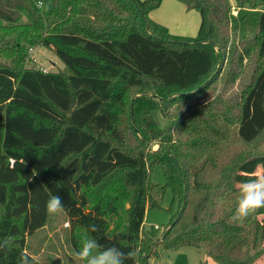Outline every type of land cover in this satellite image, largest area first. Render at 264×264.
Segmentation results:
<instances>
[{"label":"trees","instance_id":"obj_1","mask_svg":"<svg viewBox=\"0 0 264 264\" xmlns=\"http://www.w3.org/2000/svg\"><path fill=\"white\" fill-rule=\"evenodd\" d=\"M163 1L0 0V56L12 62L0 60V239L15 238L0 264L32 256L27 239L48 222L49 193L62 197L73 237L82 230L103 248L133 252L126 264L182 247L217 264L261 263L264 208L242 223L229 218L237 185L264 171V150L255 152L264 136V0H178L200 15L196 37L150 17ZM36 46L64 68H25ZM252 56L261 63L235 101L210 97L225 75L220 62ZM141 88L150 94L134 101L143 122L132 148L119 115L128 91ZM173 102L195 108L163 129L160 115L169 118ZM234 140L253 152L234 151ZM154 165L164 184L151 183ZM168 188L177 208L159 236L143 226L148 209L160 207L154 193Z\"/></svg>","mask_w":264,"mask_h":264},{"label":"rangeland","instance_id":"obj_2","mask_svg":"<svg viewBox=\"0 0 264 264\" xmlns=\"http://www.w3.org/2000/svg\"><path fill=\"white\" fill-rule=\"evenodd\" d=\"M180 5H182V3L178 0H164L161 7L150 13V17L159 25L169 29L171 34L196 37L201 24L200 15L197 11H188L185 7V11H182ZM251 50L254 52L253 56H255L256 49L251 46ZM252 57L246 60L243 65H239L232 60L227 62L225 66L220 62L221 65L219 67H221V69L225 68V75L221 76L217 84L211 89L210 97L213 98L217 93L221 92L225 95L227 101L228 99L235 101L242 91V85L245 80L250 79L253 70L261 63V60H258L257 56ZM0 60L12 64L11 60H7L6 57L2 55L0 56ZM25 63V68H41L45 71L57 72L64 68V64L54 51L42 46L33 47L32 50L29 51ZM227 74H230L231 79L233 76V80L235 81H232ZM146 93L147 89L145 88L131 89L128 91L126 95V104L123 106L119 115V127L127 137L128 147L138 148V142L135 139V130H138V125L143 122V118H139L140 116L136 113L134 101ZM203 100L204 99H202V102ZM201 103L198 104L200 105ZM170 104L171 105L168 106L170 117L164 118L160 115L161 127L163 129L174 126L173 122L179 115L185 117L190 109L195 108L194 104L190 106V103L175 104L173 102ZM136 135L140 137L139 133ZM231 146H233L234 151L239 150L241 152L247 149L249 152H253L254 150V146H247L246 148L237 140H234ZM159 148L160 145L157 144L152 147V150L157 151ZM260 149L264 150V136L261 140V144H256L255 152ZM150 172L151 183H165L164 171L160 165H154L152 168H149V173ZM151 199L154 201L158 200L160 207L148 209L143 229L150 231L158 226L159 228L156 231L159 236H162L167 226L174 220V213L177 208L176 203L173 201V194L170 188L166 190L162 198H159L157 192H155ZM125 201L124 210L129 208L128 199ZM260 217L264 218V214ZM84 234V231L78 230L73 237L68 217L64 213L49 215L46 225L36 231L34 235L28 237L26 249L32 256L37 257L42 262L48 263L52 259L60 258L63 264H78L73 258L74 251H78L75 248V241L79 243L80 248ZM260 261L261 263L259 264H264V256H262ZM149 264L217 263L211 257H208L201 249L195 247H182L169 251H164V249L160 248V256L151 258Z\"/></svg>","mask_w":264,"mask_h":264},{"label":"clouds","instance_id":"obj_3","mask_svg":"<svg viewBox=\"0 0 264 264\" xmlns=\"http://www.w3.org/2000/svg\"><path fill=\"white\" fill-rule=\"evenodd\" d=\"M237 190L235 208L229 219L232 222L242 223L258 209L264 208V171L250 174L249 179L237 185ZM46 212L49 215L58 213L67 215L62 197L49 193ZM96 230L95 226H91L90 231L95 232ZM14 242L13 236L0 239V251L10 250ZM133 257V252L126 253L115 246L103 248L87 232L82 237L80 249L73 253V258L78 264H126V261ZM17 264H41V261L35 256H29L22 252Z\"/></svg>","mask_w":264,"mask_h":264},{"label":"crops","instance_id":"obj_4","mask_svg":"<svg viewBox=\"0 0 264 264\" xmlns=\"http://www.w3.org/2000/svg\"><path fill=\"white\" fill-rule=\"evenodd\" d=\"M232 2H234V0H231ZM181 6V9H182V11H185L184 9L186 8L185 6H183V5H180ZM185 7V8H184Z\"/></svg>","mask_w":264,"mask_h":264},{"label":"built area","instance_id":"obj_5","mask_svg":"<svg viewBox=\"0 0 264 264\" xmlns=\"http://www.w3.org/2000/svg\"><path fill=\"white\" fill-rule=\"evenodd\" d=\"M42 6V3L41 2H39V7H41ZM32 50V49H31ZM156 228H159L158 226H156Z\"/></svg>","mask_w":264,"mask_h":264}]
</instances>
